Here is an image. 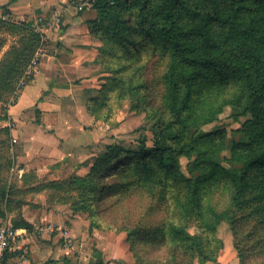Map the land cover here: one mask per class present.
<instances>
[{"label": "rangeland", "instance_id": "1", "mask_svg": "<svg viewBox=\"0 0 264 264\" xmlns=\"http://www.w3.org/2000/svg\"><path fill=\"white\" fill-rule=\"evenodd\" d=\"M1 35L0 60L29 33ZM131 35L140 52L102 40L97 85L82 98L49 100L41 68L0 91V226L24 233L9 264H264V171L251 164L241 197L227 175L259 149L238 145L253 120L240 114L241 79L198 87L203 113L185 131L212 134L205 165L217 175L196 195L194 156L165 167L151 152L157 119H175L166 79L173 50L137 27Z\"/></svg>", "mask_w": 264, "mask_h": 264}, {"label": "trees", "instance_id": "2", "mask_svg": "<svg viewBox=\"0 0 264 264\" xmlns=\"http://www.w3.org/2000/svg\"><path fill=\"white\" fill-rule=\"evenodd\" d=\"M15 1L0 6L5 9L4 16H0V50L6 41L1 35L4 28L29 35L0 60V91L8 88L15 76L24 74L41 44V35L32 30L33 20L16 21L9 15L8 5ZM91 7L97 17L90 20V26L101 40L140 52L144 47L131 35L137 27L141 36L173 50L166 79L175 119L166 124L157 119L162 128L151 152L165 167L174 166L178 156H194L193 171L200 174L188 184L196 195L207 180L217 175L215 169L205 165V145L212 134L190 135L185 127L190 129V123L202 115L199 110L203 113V107L198 108V92H209L231 73L239 76L246 91L240 114L252 115L253 120L246 122L249 129L238 145L250 147L256 143L259 148L241 169L227 171L241 197L251 164L256 163L264 171V0H94ZM218 26L223 28L221 34L217 33ZM14 256L6 250L0 264H9ZM94 264L105 263L98 260Z\"/></svg>", "mask_w": 264, "mask_h": 264}, {"label": "crops", "instance_id": "3", "mask_svg": "<svg viewBox=\"0 0 264 264\" xmlns=\"http://www.w3.org/2000/svg\"><path fill=\"white\" fill-rule=\"evenodd\" d=\"M8 1L0 0V6ZM74 5L73 0H17L8 5L9 15L16 20H31L37 15L50 14L54 12V6L57 10L63 9L64 26L47 32V49L40 64L41 81L38 85L53 94L54 97L49 98L51 101L58 100L56 95L63 93L82 98L97 85L99 66L96 59L103 43L90 26V20L97 17V12L92 7L79 11ZM4 11L0 7V16H4ZM42 89L38 90L37 97H42Z\"/></svg>", "mask_w": 264, "mask_h": 264}, {"label": "built area", "instance_id": "4", "mask_svg": "<svg viewBox=\"0 0 264 264\" xmlns=\"http://www.w3.org/2000/svg\"><path fill=\"white\" fill-rule=\"evenodd\" d=\"M75 1V0H73ZM94 0H81L77 4L79 11L92 6ZM77 3V2H76ZM64 21L63 9L56 10L50 14H42L35 17L32 23V30L41 35V44L35 51L23 74L24 77H34L40 71L41 59L46 53L47 32L55 27H60ZM24 233L10 225L0 226V259L6 250L16 251L17 242L24 238Z\"/></svg>", "mask_w": 264, "mask_h": 264}]
</instances>
